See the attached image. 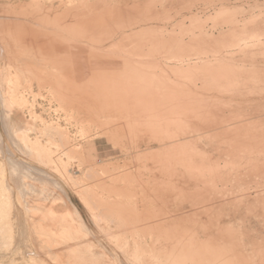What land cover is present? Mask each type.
<instances>
[{
    "label": "bare ground",
    "instance_id": "obj_1",
    "mask_svg": "<svg viewBox=\"0 0 264 264\" xmlns=\"http://www.w3.org/2000/svg\"><path fill=\"white\" fill-rule=\"evenodd\" d=\"M258 1L0 0V264H264V222H219L264 217L234 175L264 185ZM45 181L108 243L75 205L35 216L21 189Z\"/></svg>",
    "mask_w": 264,
    "mask_h": 264
},
{
    "label": "rangeland",
    "instance_id": "obj_2",
    "mask_svg": "<svg viewBox=\"0 0 264 264\" xmlns=\"http://www.w3.org/2000/svg\"><path fill=\"white\" fill-rule=\"evenodd\" d=\"M249 6H251V2ZM254 6L257 9L262 10L264 8V0H259L258 3H256ZM246 7H247V4H246ZM204 150L208 151L210 154H213L215 158L218 157L217 152L215 150L208 149V148H205ZM91 152H92V156H95L98 160H104L106 163L119 161L121 157V154L118 151L112 148H109L107 143H105L104 139H99L95 144H93ZM241 162L238 164V166H240L243 171L240 172L239 170H237L234 172V175H237L236 177H239L240 179L238 186L236 187L238 188L236 189L238 190L236 194H242V193L247 192L250 194L249 197H253L256 193H260L261 191H264V185L259 187V186H256L255 183L253 182L251 183L248 181L250 179V177H248V175L246 174L248 170L247 169L244 170V167H243L244 165ZM22 187L24 189H21L22 190L21 194L23 196L22 199L20 198L21 200H23V198H26V200L33 201L32 203L40 204V205L38 204V206L35 205L33 207V211H32V208L30 209V211H32L35 214V216H39V215L41 216L40 212L42 211H40L39 209L42 207L41 210L44 211L46 210L48 206H51L56 212H58V214L60 213L63 214V212L73 213L74 209L72 205H75L82 215L85 226L87 227V229L92 231L94 233L93 235L95 236V237L92 235L84 236L82 238V240L84 241H81V242H87V240H89L90 242L94 243L95 246L100 245V244L105 245L108 243L106 239H104V237L101 235V233H99L97 228H95L94 224L90 220L89 213L87 212V210L84 208V206L80 202V199L76 196L75 193L71 192L68 187H67V189L69 190L68 194H65L62 191V189L59 187L58 182H55V181H45L44 183H37L35 186L37 189L34 187L33 188L32 187L27 188L24 186ZM29 188L31 189V191L29 190ZM35 189L38 190V192ZM17 191H19L18 188H17ZM28 191L30 192V194H28ZM34 191H36L35 194H34ZM36 198L39 201L36 200ZM250 201L251 199L249 200V202ZM73 216L74 215L67 216L68 220H70ZM219 222H221L224 225H230L234 230H236L239 233H242L246 237V239L251 238L256 234L263 233L262 224L264 222V217L261 213L245 212L244 210H242L236 213H231L230 215H224L220 219ZM86 231L88 230L86 229L84 230L81 228L82 234H84ZM15 258H17L18 260V257H16V255H15ZM3 259L4 258H2V260Z\"/></svg>",
    "mask_w": 264,
    "mask_h": 264
}]
</instances>
